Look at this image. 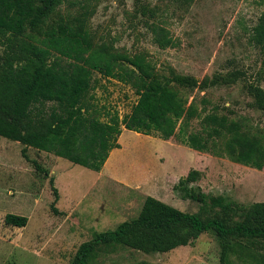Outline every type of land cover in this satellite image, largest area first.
I'll use <instances>...</instances> for the list:
<instances>
[{"label": "rangeland", "instance_id": "374dc122", "mask_svg": "<svg viewBox=\"0 0 264 264\" xmlns=\"http://www.w3.org/2000/svg\"><path fill=\"white\" fill-rule=\"evenodd\" d=\"M92 6L97 41L112 42L132 55L145 53L161 72L172 67L200 82L239 76L235 84L217 81L196 88L189 100H196L202 117L219 112L244 119L252 133L264 136V112L248 90L251 84L264 89V53L253 40L264 0H97ZM62 8L69 12L67 3ZM153 24L170 31L173 47L162 49L154 42ZM2 53L0 48V58ZM95 78L93 94L100 107L121 119L132 112L138 101L133 88L99 74ZM201 118L193 120L191 132L202 129ZM119 141L123 148L96 172L34 148H27L26 158L23 145L0 137V264H71L82 244L137 218L148 196L198 213L201 204L184 199L179 188L191 171L201 178L186 188L199 187L245 207L264 202V169L193 150L178 138L164 141L124 129ZM11 214L27 217V226L6 224ZM220 255L216 236L205 233L194 245L170 253L148 255L121 247L100 253L91 264H220ZM230 260L253 264L238 255Z\"/></svg>", "mask_w": 264, "mask_h": 264}, {"label": "trees", "instance_id": "16d2710c", "mask_svg": "<svg viewBox=\"0 0 264 264\" xmlns=\"http://www.w3.org/2000/svg\"><path fill=\"white\" fill-rule=\"evenodd\" d=\"M94 1L0 0V137L23 145L26 158L27 148H34L96 172L113 150L121 149L124 129L164 141L178 138L193 150L264 169L263 135L252 133L244 119L219 112L202 117L196 100H189L196 88L207 89L217 81L235 84L239 76L200 82L172 67L169 73L161 72L145 53L132 55L112 42L97 41L91 28ZM65 3L67 14L62 12ZM75 7L78 10L72 11ZM150 28L160 48L174 46L165 27ZM253 40L264 53V15ZM96 74L135 90L138 101L130 114L121 119L99 106L93 94ZM248 90L255 107L264 112V89L251 84ZM196 118L202 119V129L191 132ZM32 162L49 177L37 161ZM200 178L198 171H191L179 185L184 199L201 204L200 212L186 213L148 196L137 218L82 244L71 264H91L100 253L121 247L148 255L170 253L194 245L205 233L217 238L220 264H233L232 255L264 264V202L245 207L199 187L186 188ZM50 182L58 200L54 179ZM27 223L24 216L6 217V224L13 227Z\"/></svg>", "mask_w": 264, "mask_h": 264}, {"label": "crops", "instance_id": "0c3cea01", "mask_svg": "<svg viewBox=\"0 0 264 264\" xmlns=\"http://www.w3.org/2000/svg\"><path fill=\"white\" fill-rule=\"evenodd\" d=\"M119 143H120V141H119ZM120 145H121V149L123 148V146H122V144L120 143ZM116 150H119V149H116ZM116 150H113L112 152H111V154H110V156L112 155V153L114 152V151H116ZM110 158V157H109ZM109 160V159H108ZM108 160H107V162H108ZM106 162V163H107ZM106 165V164H105Z\"/></svg>", "mask_w": 264, "mask_h": 264}]
</instances>
